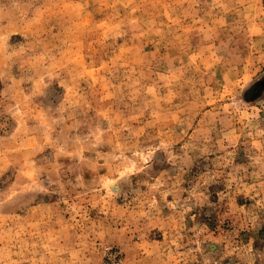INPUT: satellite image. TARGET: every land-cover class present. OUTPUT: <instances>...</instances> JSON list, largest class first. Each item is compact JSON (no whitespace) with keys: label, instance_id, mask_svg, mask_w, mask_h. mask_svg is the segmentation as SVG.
<instances>
[{"label":"rangeland","instance_id":"obj_1","mask_svg":"<svg viewBox=\"0 0 264 264\" xmlns=\"http://www.w3.org/2000/svg\"><path fill=\"white\" fill-rule=\"evenodd\" d=\"M0 264H264V0H0Z\"/></svg>","mask_w":264,"mask_h":264}]
</instances>
